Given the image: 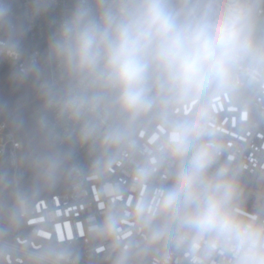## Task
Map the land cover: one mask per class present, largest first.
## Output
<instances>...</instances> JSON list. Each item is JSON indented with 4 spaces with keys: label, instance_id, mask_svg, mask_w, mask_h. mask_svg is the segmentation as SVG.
Masks as SVG:
<instances>
[{
    "label": "clouds",
    "instance_id": "obj_1",
    "mask_svg": "<svg viewBox=\"0 0 264 264\" xmlns=\"http://www.w3.org/2000/svg\"><path fill=\"white\" fill-rule=\"evenodd\" d=\"M17 2L0 0V63L29 92L0 97V117L26 138L32 183L0 174V240L42 192L81 199L95 182L87 233L111 241L114 264H264V194L249 211L244 164L264 130V0H70L42 51L24 41L59 0L19 15ZM26 255L80 264L62 237Z\"/></svg>",
    "mask_w": 264,
    "mask_h": 264
},
{
    "label": "built area",
    "instance_id": "obj_2",
    "mask_svg": "<svg viewBox=\"0 0 264 264\" xmlns=\"http://www.w3.org/2000/svg\"><path fill=\"white\" fill-rule=\"evenodd\" d=\"M69 4L70 0H59L47 15L34 20L24 41L29 51L43 50L51 21ZM26 7L27 0H18L14 5L18 15L22 14ZM220 111L224 123L235 120L231 107L221 105ZM22 149V139L9 130L6 121L0 118V166L7 160L13 169V178H18L23 187L20 181L22 167L19 165ZM80 159L86 165L89 162L83 151L80 153ZM244 164L249 192L247 209L251 211L257 195L264 194V180L260 178L261 173H264V130L253 137L244 153ZM94 188L95 182L92 183L88 195L81 199H76L66 188L34 200L19 226L10 229L0 240V264H31L26 255L27 251L56 242L60 237L78 249L80 264H114L115 253L111 250V241L92 238L87 233L88 217L99 216L101 213L102 201L97 197ZM11 190L0 194V199L10 200ZM3 228H7V224L0 220V229ZM144 264H153V257L149 256ZM172 264L186 262L176 257Z\"/></svg>",
    "mask_w": 264,
    "mask_h": 264
},
{
    "label": "trees",
    "instance_id": "obj_3",
    "mask_svg": "<svg viewBox=\"0 0 264 264\" xmlns=\"http://www.w3.org/2000/svg\"><path fill=\"white\" fill-rule=\"evenodd\" d=\"M9 70H10L9 66L7 64L0 63V97H3L4 99H7L12 103H15V101L18 100L21 96L27 94L29 90L27 88H23V89L16 90V91L12 90L7 82V74ZM34 107H35L34 104H29L28 107L25 109L26 118L30 117V113ZM0 118L5 120L8 125V129L14 132L12 128L10 127V125L8 124L7 120L3 117H0ZM14 133L18 135L23 141V149H22V154H23L27 150L26 138L23 133H16V132ZM5 172L8 174L9 179L13 178V169L7 160H5L0 166V174L5 173ZM20 181L22 182L24 188L29 187L32 183V175L30 171L28 170V168L24 165H22V175L20 176ZM66 188H67L66 186L61 185L55 190L42 192L36 199L40 197L52 195L59 191H63ZM10 190L11 188H4L2 191H0V194H3Z\"/></svg>",
    "mask_w": 264,
    "mask_h": 264
},
{
    "label": "rangeland",
    "instance_id": "obj_4",
    "mask_svg": "<svg viewBox=\"0 0 264 264\" xmlns=\"http://www.w3.org/2000/svg\"><path fill=\"white\" fill-rule=\"evenodd\" d=\"M19 165H20V167H22V165H21L20 161H19Z\"/></svg>",
    "mask_w": 264,
    "mask_h": 264
}]
</instances>
